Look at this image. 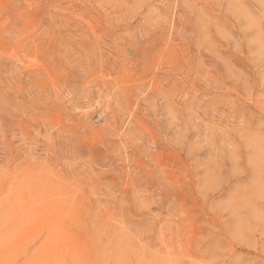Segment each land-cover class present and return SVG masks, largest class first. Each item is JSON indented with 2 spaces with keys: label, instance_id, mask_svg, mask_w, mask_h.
Masks as SVG:
<instances>
[{
  "label": "rangeland",
  "instance_id": "1",
  "mask_svg": "<svg viewBox=\"0 0 264 264\" xmlns=\"http://www.w3.org/2000/svg\"><path fill=\"white\" fill-rule=\"evenodd\" d=\"M0 264H264V0H0Z\"/></svg>",
  "mask_w": 264,
  "mask_h": 264
}]
</instances>
